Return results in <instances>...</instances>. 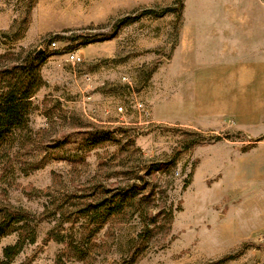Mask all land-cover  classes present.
Masks as SVG:
<instances>
[{"label": "rangeland", "instance_id": "rangeland-1", "mask_svg": "<svg viewBox=\"0 0 264 264\" xmlns=\"http://www.w3.org/2000/svg\"><path fill=\"white\" fill-rule=\"evenodd\" d=\"M231 2L184 0L179 18L142 15L175 0H0V56L47 59L32 99L36 143L0 155V207L28 212L36 235L11 264H117L141 235L149 243L136 264H264V123L195 112L178 79L182 31ZM108 130L114 141L87 149L88 133ZM122 181L153 200L127 204L95 233L79 209L95 200L93 185ZM19 235L1 240V261ZM85 235L96 246L81 262L71 245L87 248Z\"/></svg>", "mask_w": 264, "mask_h": 264}, {"label": "crops", "instance_id": "crops-1", "mask_svg": "<svg viewBox=\"0 0 264 264\" xmlns=\"http://www.w3.org/2000/svg\"><path fill=\"white\" fill-rule=\"evenodd\" d=\"M231 1L232 7L208 11L202 23L182 31L179 84L183 95L186 89L193 95L195 112L259 127L264 123V6Z\"/></svg>", "mask_w": 264, "mask_h": 264}, {"label": "trees", "instance_id": "trees-1", "mask_svg": "<svg viewBox=\"0 0 264 264\" xmlns=\"http://www.w3.org/2000/svg\"><path fill=\"white\" fill-rule=\"evenodd\" d=\"M185 8L184 0H175L173 7L166 9L162 13L155 11H146L142 15L154 14L158 17H163L168 13L182 16ZM140 18L134 17L122 21V25H128ZM7 57L0 56V155L8 156L16 147L26 150L33 147L36 143L37 134L33 131L30 125V116L34 110L32 99L36 93L45 85L41 70L46 63L45 54L28 53L26 57L19 61H8ZM219 140V139H215ZM114 141L112 132L97 131L86 135L85 145L87 149L96 148L107 142ZM200 140H192L185 148L197 145ZM64 141H56L52 145V149L62 152ZM19 158L24 156L21 151L18 152ZM56 155L54 160L63 159ZM18 157V156H17ZM125 184V185H124ZM90 188V187H89ZM90 198L95 197L94 201L83 205L78 215L89 219L91 225H96L95 233L101 230L107 222L113 217L123 214L127 204L136 206V204H144L153 200V197H145L138 199L141 185L133 182L116 185L113 189H108L102 183L93 185ZM98 194H102L98 196ZM138 200L139 203H135ZM29 213L23 210L14 209L11 207H0V242L3 238L19 232V240L13 246H8L4 249V259L0 264H11L15 258L23 251L27 243L34 244L36 242L35 230L30 226ZM55 240H61V237L54 235ZM85 244L87 248L84 250L77 246L71 245V250L74 257L85 262L91 254L94 246L92 238L95 235H85ZM150 235H141V244L135 247L133 253L117 264H136L139 258L143 256L145 248L142 243H149ZM62 241V240H61ZM57 264H65L62 259H59Z\"/></svg>", "mask_w": 264, "mask_h": 264}, {"label": "built area", "instance_id": "built-area-1", "mask_svg": "<svg viewBox=\"0 0 264 264\" xmlns=\"http://www.w3.org/2000/svg\"><path fill=\"white\" fill-rule=\"evenodd\" d=\"M53 46H56V43H53ZM71 58L76 62L81 61L80 57H77L74 53L71 54Z\"/></svg>", "mask_w": 264, "mask_h": 264}]
</instances>
